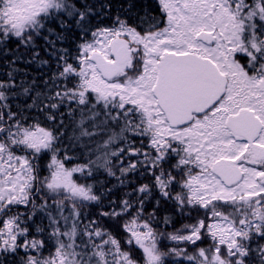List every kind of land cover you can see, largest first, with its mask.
Wrapping results in <instances>:
<instances>
[{
  "label": "snow or ice",
  "instance_id": "obj_1",
  "mask_svg": "<svg viewBox=\"0 0 264 264\" xmlns=\"http://www.w3.org/2000/svg\"><path fill=\"white\" fill-rule=\"evenodd\" d=\"M0 264H264V0H0Z\"/></svg>",
  "mask_w": 264,
  "mask_h": 264
}]
</instances>
